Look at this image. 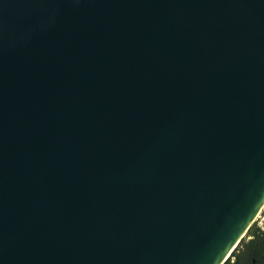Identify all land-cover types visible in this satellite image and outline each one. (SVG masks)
<instances>
[{
	"label": "water",
	"instance_id": "1",
	"mask_svg": "<svg viewBox=\"0 0 264 264\" xmlns=\"http://www.w3.org/2000/svg\"><path fill=\"white\" fill-rule=\"evenodd\" d=\"M264 206V0H0V264H223Z\"/></svg>",
	"mask_w": 264,
	"mask_h": 264
},
{
	"label": "trees",
	"instance_id": "2",
	"mask_svg": "<svg viewBox=\"0 0 264 264\" xmlns=\"http://www.w3.org/2000/svg\"><path fill=\"white\" fill-rule=\"evenodd\" d=\"M223 264H264V229L259 227L253 232L252 237L236 247Z\"/></svg>",
	"mask_w": 264,
	"mask_h": 264
},
{
	"label": "rangeland",
	"instance_id": "3",
	"mask_svg": "<svg viewBox=\"0 0 264 264\" xmlns=\"http://www.w3.org/2000/svg\"><path fill=\"white\" fill-rule=\"evenodd\" d=\"M251 228L248 229L246 235L242 238V240L240 241V243L238 244L237 247H239V245L242 244L243 241H247L248 239H250L253 235V232H255L259 227L261 229H264V206L263 208L260 210L259 215L256 217V219L253 221V223L250 226ZM235 258L233 257L232 260H234Z\"/></svg>",
	"mask_w": 264,
	"mask_h": 264
}]
</instances>
